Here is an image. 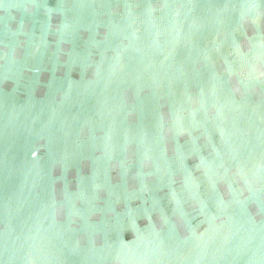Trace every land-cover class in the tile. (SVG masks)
I'll use <instances>...</instances> for the list:
<instances>
[{"label":"water","instance_id":"obj_1","mask_svg":"<svg viewBox=\"0 0 264 264\" xmlns=\"http://www.w3.org/2000/svg\"><path fill=\"white\" fill-rule=\"evenodd\" d=\"M0 264H264V0H0Z\"/></svg>","mask_w":264,"mask_h":264}]
</instances>
